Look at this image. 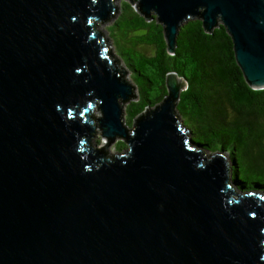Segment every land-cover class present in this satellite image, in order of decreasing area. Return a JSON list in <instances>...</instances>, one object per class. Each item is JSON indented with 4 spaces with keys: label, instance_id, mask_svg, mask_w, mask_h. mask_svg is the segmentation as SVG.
I'll list each match as a JSON object with an SVG mask.
<instances>
[{
    "label": "water",
    "instance_id": "95a60500",
    "mask_svg": "<svg viewBox=\"0 0 264 264\" xmlns=\"http://www.w3.org/2000/svg\"><path fill=\"white\" fill-rule=\"evenodd\" d=\"M134 7L158 19L170 54L189 20L224 26L264 89V0ZM113 8L0 0V264H264V194L237 192L224 154L193 141L177 116L183 79L169 74L167 98L126 128L135 90L98 28ZM95 136L128 148L110 157Z\"/></svg>",
    "mask_w": 264,
    "mask_h": 264
},
{
    "label": "trees",
    "instance_id": "16d2710c",
    "mask_svg": "<svg viewBox=\"0 0 264 264\" xmlns=\"http://www.w3.org/2000/svg\"><path fill=\"white\" fill-rule=\"evenodd\" d=\"M116 15L108 32L138 88V100L134 96L126 106L127 127L167 98V77L175 73L187 86L177 116L193 141L210 153L224 154L236 191L264 194V89L254 90L246 82L226 28L221 25L209 34L198 18L189 20L170 54L154 15L145 18L128 0L114 9ZM127 148L120 139L115 156Z\"/></svg>",
    "mask_w": 264,
    "mask_h": 264
},
{
    "label": "rangeland",
    "instance_id": "374dc122",
    "mask_svg": "<svg viewBox=\"0 0 264 264\" xmlns=\"http://www.w3.org/2000/svg\"><path fill=\"white\" fill-rule=\"evenodd\" d=\"M123 1H124V0H117L118 9L121 7V4H122ZM128 1H129V0H128ZM129 2H130V1H129ZM131 2H132V4H133L134 6L136 5V0H131ZM118 14H119V12H118ZM118 14H117V15H118ZM117 15H116L115 17H113L111 21L100 22V23L98 24V28H99V31L102 32L103 35L108 39L114 57H115L116 59H118V60L121 62L122 66L124 67V69H125V71H126V74H127V77H128V79H129L131 85H133V88H134V90H135L136 100H138V88H137V86H136V83H135L134 78L132 77V72L130 71L128 65H126V61H125L124 59H122V58L118 55V53H117L118 51H117V48H116V46H115L114 39H112V37H110L109 32H108L109 27L111 26L112 22H113L114 19L117 17ZM128 104H129V103H128ZM128 104H126V105L123 107L124 117H125L124 122H125V124H126V128H127V129H129V128L127 127V122H126V106H127ZM100 116H101L100 111H99L98 109H96V110H95V117H98V118H99ZM129 130H130V129H129ZM95 132L101 133V131L98 130V128H97V130H95ZM101 134H102V133H101ZM99 140H100V141H101V140H104V137H103V139H102V136H95V137H94V141H93V145H92L93 148H98V149H99V148H103V147H105L106 152H107V155L110 156V157L115 156V155L118 153V151H116L115 148H113V149L110 150V144H107V143H104V142H101V143L98 144L97 141H99ZM228 162H229V161H228ZM237 192H238V191H237ZM239 193H241V192L239 191ZM247 194H249V193H247Z\"/></svg>",
    "mask_w": 264,
    "mask_h": 264
}]
</instances>
